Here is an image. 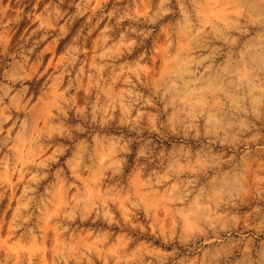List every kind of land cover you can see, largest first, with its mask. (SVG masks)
Returning a JSON list of instances; mask_svg holds the SVG:
<instances>
[{
  "label": "clouds",
  "instance_id": "obj_1",
  "mask_svg": "<svg viewBox=\"0 0 264 264\" xmlns=\"http://www.w3.org/2000/svg\"><path fill=\"white\" fill-rule=\"evenodd\" d=\"M0 264H264V0H0Z\"/></svg>",
  "mask_w": 264,
  "mask_h": 264
},
{
  "label": "rangeland",
  "instance_id": "obj_2",
  "mask_svg": "<svg viewBox=\"0 0 264 264\" xmlns=\"http://www.w3.org/2000/svg\"><path fill=\"white\" fill-rule=\"evenodd\" d=\"M112 2H113V0H109V7L111 6V3H112ZM51 51H52V56H55L56 53H55L54 48H53ZM51 62H52V60H51V57H50L49 60H48V62H47V66H51ZM44 70H45L44 67H41V68H40V71H41V72H43ZM4 240H5V242L7 243L9 240H11V235H10V234H9V235H5V236H4ZM9 246H10V247H19V246H21V245H20V242L17 241V242H15L14 244H10Z\"/></svg>",
  "mask_w": 264,
  "mask_h": 264
}]
</instances>
